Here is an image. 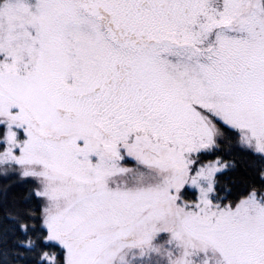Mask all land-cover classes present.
Wrapping results in <instances>:
<instances>
[{
  "label": "snow or ice",
  "instance_id": "obj_1",
  "mask_svg": "<svg viewBox=\"0 0 264 264\" xmlns=\"http://www.w3.org/2000/svg\"><path fill=\"white\" fill-rule=\"evenodd\" d=\"M0 264H264V0H0Z\"/></svg>",
  "mask_w": 264,
  "mask_h": 264
}]
</instances>
